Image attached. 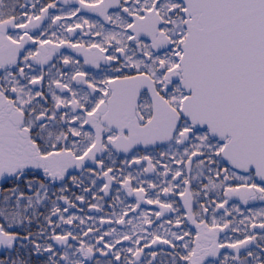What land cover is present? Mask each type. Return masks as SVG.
<instances>
[{
  "label": "flooded vegetation",
  "instance_id": "flooded-vegetation-1",
  "mask_svg": "<svg viewBox=\"0 0 264 264\" xmlns=\"http://www.w3.org/2000/svg\"><path fill=\"white\" fill-rule=\"evenodd\" d=\"M200 16L187 0H0L7 251L264 264V186L184 116L183 45Z\"/></svg>",
  "mask_w": 264,
  "mask_h": 264
},
{
  "label": "water",
  "instance_id": "water-1",
  "mask_svg": "<svg viewBox=\"0 0 264 264\" xmlns=\"http://www.w3.org/2000/svg\"><path fill=\"white\" fill-rule=\"evenodd\" d=\"M184 115L223 142L224 161L264 184V0H187Z\"/></svg>",
  "mask_w": 264,
  "mask_h": 264
},
{
  "label": "trees",
  "instance_id": "trees-1",
  "mask_svg": "<svg viewBox=\"0 0 264 264\" xmlns=\"http://www.w3.org/2000/svg\"><path fill=\"white\" fill-rule=\"evenodd\" d=\"M32 256H34L33 252H31L28 257H22L21 258L22 260L16 259V263L17 264H20V263H22V264H30V260L32 259ZM0 264H5V261L2 262V260H0Z\"/></svg>",
  "mask_w": 264,
  "mask_h": 264
},
{
  "label": "rangeland",
  "instance_id": "rangeland-1",
  "mask_svg": "<svg viewBox=\"0 0 264 264\" xmlns=\"http://www.w3.org/2000/svg\"><path fill=\"white\" fill-rule=\"evenodd\" d=\"M228 247H229V252H231V253H234L235 252V250H234L235 244H231ZM124 254H127V253H124ZM73 264H75V263H73Z\"/></svg>",
  "mask_w": 264,
  "mask_h": 264
}]
</instances>
